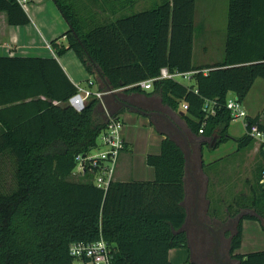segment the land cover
Here are the masks:
<instances>
[{"label":"trees","instance_id":"16d2710c","mask_svg":"<svg viewBox=\"0 0 264 264\" xmlns=\"http://www.w3.org/2000/svg\"><path fill=\"white\" fill-rule=\"evenodd\" d=\"M53 2L68 29L49 42L51 48L57 55L73 51L98 88L113 94L91 98L77 111L68 104L76 86L56 57L0 56V109H23L14 127L0 128V264H74L70 244L99 239L111 249V264H171L170 249L193 252L180 145L167 135L160 153L146 157L153 180H112L105 189L90 180H72L76 155L97 145L108 116L140 108L127 94L142 92L140 82L163 67L192 72L191 85L153 81L165 104L175 107L180 100L187 105L184 118L192 130L210 136L217 127H227L233 120L226 108L228 93L243 102L256 79L264 80V0H228L223 58L200 66L192 63L196 0H161L111 20L79 11L81 1ZM0 12H6L9 25L30 21L16 0H0ZM209 100L213 113L204 110ZM247 119L264 131L260 115ZM236 141L241 149L256 140L245 133ZM263 171L261 162L249 203H238L234 215L230 206L225 209L228 219L238 218L228 222L223 236L236 264H264V250L237 252L244 219L258 221L264 230ZM199 228L206 243L208 230Z\"/></svg>","mask_w":264,"mask_h":264},{"label":"crops","instance_id":"0c3cea01","mask_svg":"<svg viewBox=\"0 0 264 264\" xmlns=\"http://www.w3.org/2000/svg\"><path fill=\"white\" fill-rule=\"evenodd\" d=\"M77 1L84 2L82 6L88 7L84 10L89 9L92 13H97L96 15L102 20L139 12L143 9L137 10L136 7L147 3V0H101L99 5H92L89 4V0ZM218 1L196 0L194 13L196 29L193 43L200 35L197 30L207 27L205 17H209L208 11H213ZM221 1L222 7L225 6L226 0ZM37 3L43 4V11L38 10ZM22 7L30 19L25 25H9L6 12H0V56L56 57L54 50L48 48L46 44L63 34L68 29V24L53 0H28ZM192 63L194 66L208 64H195L193 60ZM62 69L74 85H80L77 81L80 79L75 77L71 69L68 71L63 67ZM183 79L189 80L192 77ZM97 87H99L98 83ZM231 93L229 92L228 95ZM126 99L140 107L138 109L153 114L145 115L131 108L119 114L124 124L122 137L126 146L119 154L113 180L123 182L153 180L154 169L147 165L146 157L150 154H159L161 142L168 135L180 145L186 156L185 204L249 203L255 175L264 158L260 155L258 141H253L245 148H238L236 140L244 136L245 130L239 135L236 131H232L230 123L227 127H217L210 136L192 130L184 118L183 101L178 100L175 107L165 104L160 91L155 90L153 83L149 89L142 88V92L128 93ZM22 114V108H1L0 128L14 127L13 123L21 118ZM257 114L260 115V122L264 125V106L260 112L248 115ZM223 129H226L225 133L222 132ZM229 141L232 145L221 150V147ZM204 146L217 151L210 161L203 157ZM210 182L212 188L209 187ZM180 249L183 248L169 250L171 264L182 255ZM258 250H264V230L258 221L244 219L241 244L237 252L247 253Z\"/></svg>","mask_w":264,"mask_h":264},{"label":"rangeland","instance_id":"374dc122","mask_svg":"<svg viewBox=\"0 0 264 264\" xmlns=\"http://www.w3.org/2000/svg\"><path fill=\"white\" fill-rule=\"evenodd\" d=\"M160 0H147V3L144 6H137L136 9H147L155 4L159 3ZM219 0L217 2V6L213 11H208L209 17H205V22L207 23V27L205 26L202 30L198 29L200 35L199 38H196V40L193 43V55L192 60L195 64L197 63H208L213 64L217 63L222 60L224 55V44L226 40V26H227V0L225 6L222 7V1ZM224 5V2H223ZM37 6H39L38 10L44 9L42 3H37ZM87 6V5H86ZM84 10L87 7H83L82 5L79 7ZM41 11V12H42ZM85 12V10H84ZM88 12V11H87ZM99 22V21H98ZM68 28V26H67ZM61 35V34H60ZM49 43V42H48ZM56 59L59 61L61 66L68 71V69H71L79 80L80 84L82 86L85 85V81L89 78V75L85 71L82 64L79 62L78 58L76 57L75 53L71 50H67L63 52L60 55L55 54ZM87 78V79H86ZM176 81L184 84V85H190L193 83L192 79H183L182 77H176ZM93 88H96L94 86ZM229 98H233L234 94L231 93L228 95ZM264 106V80L261 78L256 79L254 82V85L248 92L246 99L243 102V107L245 108L246 112L248 114H256L257 112H260L261 109ZM230 126L232 128V131H236V133H239V135L242 134V132L245 130L242 120H232L230 122ZM232 145L230 141L223 145L221 150L224 148H229ZM217 151L213 150L211 147L204 146L203 149V157L205 160H211L215 155ZM209 174L211 171H208ZM9 176V175H8ZM72 180H78L77 178H72ZM209 187L212 188L211 182L209 184ZM240 205V204H239ZM190 207L189 209V232H190V238H191V245H192V251H189L187 248L180 249V252H182V255L177 259L173 260V264H195L197 262L198 264H215V260L217 262L218 259L217 256L221 259L223 255H227V239L223 237L222 242H220L217 246L216 251H214L216 242L213 239L212 230L216 231V226L214 224L221 223V222H235L236 219L234 216H229L230 219L225 214V209L227 206H230L232 210V214L234 215L236 207L238 208V204H188ZM206 215L209 217V221H207V225L211 227H205L208 231V239L205 243L203 239H200L199 237L202 236V231H200L199 223L196 219H199L202 217V215ZM217 213V216L219 217H213L214 214ZM207 234V233H206ZM210 237V238H209ZM213 239V241H212ZM208 247V254H204V249ZM230 264H236L232 260L229 261ZM74 264H82L81 260H75Z\"/></svg>","mask_w":264,"mask_h":264},{"label":"built area","instance_id":"2783aa9c","mask_svg":"<svg viewBox=\"0 0 264 264\" xmlns=\"http://www.w3.org/2000/svg\"><path fill=\"white\" fill-rule=\"evenodd\" d=\"M21 6H24L28 0H16ZM46 46L51 48L50 44ZM192 72H170L167 68L160 69L156 77L140 82V86L149 89L153 81L163 79H175L176 77L190 78ZM85 85H75L76 92L68 99V104L77 111H81L87 101L91 98L102 99L105 94H111L113 91H101L97 83L88 78ZM96 86V88H93ZM213 102L206 101L204 110L206 113H213ZM187 109V105H183ZM226 108L230 111L233 120H242L245 132L248 136L254 138L259 143V147L264 152V131L260 130L256 124L248 123V114L236 95L233 98H227ZM123 121L119 116H108V122L105 128L97 137V145L90 151L76 155V167L72 172L73 177L77 179L90 180L95 186L107 188L108 184L114 179L117 168V162L120 152L125 148L126 143L122 137ZM203 130L200 129L199 133ZM260 184L264 188V171L262 173ZM70 255L81 260L82 264H111V249L103 240L94 242H74L69 246Z\"/></svg>","mask_w":264,"mask_h":264},{"label":"flooded vegetation","instance_id":"af4514ba","mask_svg":"<svg viewBox=\"0 0 264 264\" xmlns=\"http://www.w3.org/2000/svg\"><path fill=\"white\" fill-rule=\"evenodd\" d=\"M208 218L209 217L206 215V213H204V215H202L201 218L196 219V220L198 221L199 225L204 226V227H209V226H206L207 221H209ZM235 219L237 221L238 218L235 217ZM228 222H230V220ZM228 222H226V223L221 222V223L214 224L216 226V231L212 230L211 232H212L214 239H215V242H216V245H215L216 248H217L218 244L220 242H222L223 236H224L225 231L227 229ZM215 251H216V249H215ZM215 256L218 259L219 264H230V262H229L230 259H229L228 253H227V255L225 254V256L223 255V257L221 259L217 256V254Z\"/></svg>","mask_w":264,"mask_h":264},{"label":"water","instance_id":"95a60500","mask_svg":"<svg viewBox=\"0 0 264 264\" xmlns=\"http://www.w3.org/2000/svg\"><path fill=\"white\" fill-rule=\"evenodd\" d=\"M109 91H112V90H109ZM112 94H113V92H111ZM130 108L131 109H134V110H136V111H138V112H140V113H142V114H145V115H151V114H153V112L152 113H150V112H146V111H144V110H141V109H138V108H136V107H134V106H130ZM169 123L173 126V124L169 121ZM174 127V126H173ZM210 229H212L211 227H209Z\"/></svg>","mask_w":264,"mask_h":264}]
</instances>
